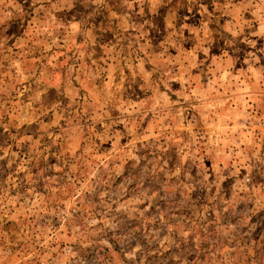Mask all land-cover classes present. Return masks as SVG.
Segmentation results:
<instances>
[{
	"label": "rangeland",
	"instance_id": "374dc122",
	"mask_svg": "<svg viewBox=\"0 0 264 264\" xmlns=\"http://www.w3.org/2000/svg\"><path fill=\"white\" fill-rule=\"evenodd\" d=\"M0 264H264V0H0Z\"/></svg>",
	"mask_w": 264,
	"mask_h": 264
}]
</instances>
